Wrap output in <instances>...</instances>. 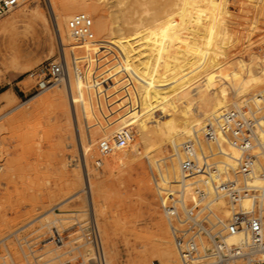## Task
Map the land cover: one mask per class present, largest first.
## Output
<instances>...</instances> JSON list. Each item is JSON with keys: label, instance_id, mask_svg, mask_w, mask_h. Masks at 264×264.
Here are the masks:
<instances>
[{"label": "rangeland", "instance_id": "rangeland-1", "mask_svg": "<svg viewBox=\"0 0 264 264\" xmlns=\"http://www.w3.org/2000/svg\"><path fill=\"white\" fill-rule=\"evenodd\" d=\"M17 1L18 6L0 18V25L17 17L21 30L24 9H41L49 29L40 26L35 33L20 34L17 42L21 44L22 52L19 56L14 50L6 49L0 40V96L6 92L16 97L8 104L0 99V264H75L73 256L84 255V248H91L84 236L81 241L75 239L77 227L71 220L74 217L72 211L81 208L85 197L84 191L74 194L83 186L81 170L83 168L85 173L84 165L89 181L100 187V198L105 202V215L99 214L98 217L109 219L106 228L97 221L106 264H160L157 257L151 259L158 239L166 237L171 245L172 239L158 209L151 180V172L155 175L157 172L144 157L127 115L128 109L134 105L132 83L123 75L112 47L105 45L91 58V76H86L84 57L69 56L65 60L75 102L77 97L83 98L85 91L96 97V90H102L109 96L107 103L103 101L104 94L100 95V105L96 106L94 100L91 106L83 108V113H77L76 120V116L70 113L64 82L36 93V80L29 77L32 69L44 61L63 57L48 2ZM93 1L97 10L90 16L92 26L100 14L109 16L112 1L113 5L118 2L115 9L120 10L130 8L134 0ZM139 1L141 4L135 7L137 13L132 16V21L141 20L146 27L158 31L157 20L160 22L163 15L159 4L162 0ZM245 3V12L238 15L233 12L232 21L239 35L225 58L241 56L244 60H264V0H247ZM128 18L125 16L121 20L130 22ZM155 35L159 36L157 32ZM96 39L102 43L104 37L94 35L92 40ZM65 43L73 49L70 38L67 37ZM166 54L168 56L163 54L165 59L168 57L167 60L171 61L172 54ZM78 73L86 87L77 84ZM217 73L221 75L216 71L212 74L213 79L219 77ZM14 76L20 77L10 78ZM19 79L28 80L26 92L19 90ZM104 102L107 107L110 104L108 109ZM155 115L160 119L159 112ZM121 118L128 122L122 124ZM125 132L129 139L124 144H112V136ZM102 141L110 142L113 148L105 156L98 151ZM135 146L140 149L139 156L134 151ZM124 150L129 151L131 157L122 156ZM170 154L167 146L160 157L167 158ZM98 160H101L100 167L95 166ZM164 162L166 167L170 165L168 159ZM78 216L87 219L88 225L87 213ZM67 242L75 247L73 251L69 252Z\"/></svg>", "mask_w": 264, "mask_h": 264}, {"label": "bare ground", "instance_id": "bare-ground-1", "mask_svg": "<svg viewBox=\"0 0 264 264\" xmlns=\"http://www.w3.org/2000/svg\"><path fill=\"white\" fill-rule=\"evenodd\" d=\"M46 1L53 15L55 35L59 41L66 67L65 59L67 57H84L86 76H91L92 56L101 51L105 45L112 47V51L117 56V62L121 64L124 71L123 75L133 86L134 105L128 109L127 115L130 116V124H133L139 139L138 142L141 143L144 157L157 172V187L159 189L168 187L177 191L180 188V182H182L179 171V162L182 160L180 145L186 139L191 138L194 132L203 129L206 122L219 118L221 114L229 110H243L242 112L248 115L254 114L258 118L264 115V60L256 58L244 60L241 56L225 58L235 43L233 40L237 39L239 35L238 28L232 21V17L235 16L233 12H236L237 15L245 12L247 0H156L154 2H161L159 4L163 8V15L160 22L157 20L158 31L156 28L152 30L156 31L159 36H156V32L153 33L150 27L143 25L141 20L132 21V16L137 13L135 7L141 4L139 0H134L130 8L125 7L120 10L115 9L118 2L116 1V4L113 5L112 1L110 3L112 10L109 12V16L100 14L95 25L92 26L93 36L104 37L102 43L97 39H78L67 29V23L72 16L84 14L90 18L91 13L96 12L93 0ZM233 1L234 3H232ZM125 16L129 17L128 21L130 22H122L121 19ZM23 17L25 20L21 24V30H19L20 25L17 17L0 25L1 42L6 49L14 50L16 56L22 52V46L17 42L20 34L25 35L29 31L35 33L40 26L49 29L47 19L41 9L33 11L24 9ZM110 18L113 21L109 22ZM67 37L73 41V49H69L65 43ZM107 41L109 43H106ZM165 45L167 46L164 47ZM50 48L52 49V46ZM162 53L166 56H168L166 53H171V61L167 60L168 57L165 59L166 56H163ZM153 54L156 58L153 57ZM216 71L221 72V75L217 73L219 77L213 79L212 74ZM80 75V73L77 75V84L86 87L87 85L82 83ZM69 77L67 67V77L59 84L64 82L70 113L76 116V120L77 113H83V108L91 106V102L94 100L95 103L97 102L96 106L100 105L101 102L98 100L100 95L104 94L103 101L106 103L109 100L105 91L96 90V97L92 96L89 91H85L84 94L82 93L83 98L76 96L78 101L75 102V94L71 89ZM27 79L18 83L22 92L27 90ZM0 99L8 104L11 99L15 100L16 97L14 94L3 93ZM174 102L176 105L172 106ZM105 106L108 109L107 105ZM96 108L98 109V107ZM156 112L161 114L160 119H156ZM121 121L122 124L128 122L124 118H121ZM259 138L261 142H264V132H260ZM167 146L170 147L171 154L167 158H161L160 156ZM208 146L211 148L210 145ZM224 148L231 158H238L239 151L237 149L230 146ZM139 150L137 146L134 147L135 153ZM128 152L124 150L122 156L126 157L130 154ZM165 159L169 161L168 167L164 162ZM99 164L101 163L99 162ZM253 165L255 173L263 171L264 154L258 156ZM84 169L86 174L83 168L81 170L83 186L74 193L76 196L78 192L84 191L83 205L72 211L74 217L71 219L75 221L74 225L77 227L74 231L77 232L75 239L78 241L82 240L87 228V219H80L79 214L87 213L88 222L93 219L97 225V221H99L104 228L109 224L108 217H105L104 220L98 217L99 214L105 215L106 209L105 202L100 198L101 189L94 182L89 181L85 165ZM204 178L205 175L202 172L195 175L193 180L198 181L197 187H200V181ZM190 182L191 180H189ZM189 183L186 181L184 201L195 198L194 187ZM255 183L263 184L256 177ZM74 194L72 195L74 196ZM70 198L72 199V197ZM242 205L245 210L248 209L249 201L245 200ZM216 209L223 219L228 218L230 213L223 201H219ZM239 240V236H234L229 240V244L237 243ZM67 244L70 247L69 252L75 249L70 242ZM91 251V248L85 247L84 255L75 254L73 256L75 264H85L91 257ZM153 257H157L160 264H179L173 242L171 245L166 237L158 239L151 259Z\"/></svg>", "mask_w": 264, "mask_h": 264}, {"label": "built area", "instance_id": "built-area-1", "mask_svg": "<svg viewBox=\"0 0 264 264\" xmlns=\"http://www.w3.org/2000/svg\"><path fill=\"white\" fill-rule=\"evenodd\" d=\"M17 6V0H0V18ZM67 29L78 39H93L92 21L84 14L72 16ZM29 76L36 80L34 91L42 93L67 77V67L63 58L44 61ZM242 111L224 112L180 145L182 182L177 191L159 189L158 177L151 172L158 209L167 224L179 264H264V169L259 173L253 169L257 157L264 154V142L259 138L260 132H264V115L258 118ZM128 139L125 132L115 134L110 141L120 145ZM227 146L239 151L238 158L233 159L224 151ZM112 149L107 141L98 145L101 156ZM97 162L95 166L100 167L101 160ZM199 172L205 178L197 187L198 181L193 179ZM255 177L263 184L257 185ZM186 181L194 187L193 200L184 201ZM245 200L249 201L246 210L242 205ZM219 201L229 210L226 219L216 209ZM234 236L240 240L229 244ZM84 238L92 250L85 264H106L93 219Z\"/></svg>", "mask_w": 264, "mask_h": 264}, {"label": "crops", "instance_id": "crops-1", "mask_svg": "<svg viewBox=\"0 0 264 264\" xmlns=\"http://www.w3.org/2000/svg\"><path fill=\"white\" fill-rule=\"evenodd\" d=\"M16 77H20V76H14V77H10L11 79H13V78H16ZM21 80H23V79H19V81H18V83L21 81ZM19 88V87H18ZM20 90V89H19ZM22 92V91H21ZM4 93H6V92H4Z\"/></svg>", "mask_w": 264, "mask_h": 264}]
</instances>
